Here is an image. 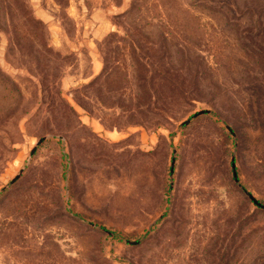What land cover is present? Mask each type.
Wrapping results in <instances>:
<instances>
[{
	"label": "rangeland",
	"instance_id": "rangeland-1",
	"mask_svg": "<svg viewBox=\"0 0 264 264\" xmlns=\"http://www.w3.org/2000/svg\"><path fill=\"white\" fill-rule=\"evenodd\" d=\"M245 191L264 0H0V264H264Z\"/></svg>",
	"mask_w": 264,
	"mask_h": 264
},
{
	"label": "water",
	"instance_id": "water-1",
	"mask_svg": "<svg viewBox=\"0 0 264 264\" xmlns=\"http://www.w3.org/2000/svg\"><path fill=\"white\" fill-rule=\"evenodd\" d=\"M205 111H198L197 113H194L193 115H192V118L193 117H196L197 115H199V114H202V113H204ZM190 121V119H187L184 123L185 124H187L188 122ZM228 130H230L229 128H228ZM232 135H234L233 133H232ZM44 138V137H43ZM43 138H41V139H39L38 141H37V143L35 144V146L31 149V153H33L34 152V150H35V148H36V146L43 140ZM233 157L231 158V160H232V173H233V177H234V180L235 181H237V179H236V172H235V169H234V163H233ZM172 165H173V161H172V163H171V168H172ZM171 170V169H170ZM20 172H21V170L11 179V182H14L15 180H16V178L20 175ZM245 194L249 197V199L252 201V202H254L256 205H259V206H262V207H264V205H261L248 191H245ZM130 243H134V241H129Z\"/></svg>",
	"mask_w": 264,
	"mask_h": 264
}]
</instances>
